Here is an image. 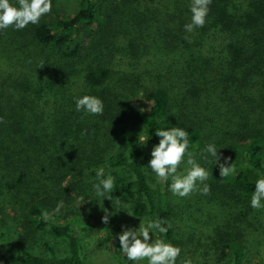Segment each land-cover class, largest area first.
Returning a JSON list of instances; mask_svg holds the SVG:
<instances>
[{"label": "trees", "instance_id": "obj_1", "mask_svg": "<svg viewBox=\"0 0 264 264\" xmlns=\"http://www.w3.org/2000/svg\"><path fill=\"white\" fill-rule=\"evenodd\" d=\"M189 6L190 0H82L69 19L45 15L23 30L0 31V67L9 59L21 68L0 83V166L18 193L38 185L40 199L23 207V227L68 244L66 256L47 243L49 256L0 247V264H94L82 254L76 219L57 216L41 192L46 183L67 180L93 187L109 175L113 194L129 201L135 217L167 221V234L156 238L182 252L171 179L161 181L147 167V145L159 142L155 131L175 126L189 132L188 152L202 151L210 192L201 199L239 211L231 232H217L201 255L244 264V235L235 225L256 212L250 199L264 177V0H212L205 25L191 33L184 27ZM84 95L102 100V115L76 111L74 98ZM208 144L231 157L235 174L220 179ZM111 242L125 264H136L118 240Z\"/></svg>", "mask_w": 264, "mask_h": 264}, {"label": "rangeland", "instance_id": "obj_2", "mask_svg": "<svg viewBox=\"0 0 264 264\" xmlns=\"http://www.w3.org/2000/svg\"><path fill=\"white\" fill-rule=\"evenodd\" d=\"M81 1L52 0V11L47 15L51 20L58 17L69 19L80 9ZM20 70L21 68L15 67L9 59L2 61L0 83L3 82L4 77H8L9 74L15 76L16 72ZM147 146V162L149 163L153 146ZM201 152L195 153L193 158L203 167ZM183 167L184 164H181L180 170H183ZM5 171L0 166V227L6 233V237L0 240V247L4 251H29L37 255L49 256V252L43 248V245L47 243L59 256H66L68 244L64 239L56 238L48 232H40L27 228V226L23 227L24 217L27 214V210H23V207L25 202L40 199L36 196L38 185H35L32 192L28 194L18 193L12 189L11 177ZM41 194L42 198H47L56 206L58 202L63 201L60 211L54 212L57 216L76 219L74 229L79 237L85 259L94 264H125L116 254L110 240L112 236L121 233V225L138 228L140 220L146 219L133 215L129 201L113 193L106 194L120 198L124 204L128 203V206L117 205L115 200L97 197L93 187L79 188L74 186L70 180L58 187L46 183ZM201 195L199 191L193 192L185 198L173 195L177 209L175 225L178 237L185 243L179 264L186 258H190L193 264H227L219 262L217 256L209 257V260H206L201 255V251L211 244L217 232H231L230 224L234 223L235 214L237 215L239 211L236 212L233 207L231 208L232 204L227 205L229 207L224 210L214 204L207 205L206 201L201 199ZM105 210L111 213L107 225L102 223ZM235 227L236 230L240 229L244 235V246L247 252L244 264H264V215L256 210L246 221L237 223ZM154 238H156L155 234ZM135 263L147 264V261H135Z\"/></svg>", "mask_w": 264, "mask_h": 264}, {"label": "clouds", "instance_id": "obj_3", "mask_svg": "<svg viewBox=\"0 0 264 264\" xmlns=\"http://www.w3.org/2000/svg\"><path fill=\"white\" fill-rule=\"evenodd\" d=\"M212 0H190L191 22L186 24L185 31L193 32L197 28H202L206 23V17L210 10ZM13 5L10 0H0V31L10 27L14 30H23L29 24L36 25L41 18L52 11V0H17ZM76 111H83L85 114L102 115L104 104L102 100L93 95H84L74 98ZM2 122V118H0ZM155 136L159 138L158 144L154 145L150 153L151 159L148 168L155 173L161 181L171 179L169 191L177 197L185 198L193 192L199 191L202 195H208L210 186L205 183L209 178V172L202 167L193 158V154L188 152L190 139L189 132L181 127H171L166 130L157 129ZM139 141L146 144L149 139L141 134ZM204 151L215 158L219 169L220 179L235 174V164L231 162V157H224L218 154L214 144L206 145ZM187 160L185 161V155ZM206 158V157H205ZM222 161V162H221ZM181 164H184L183 170H180ZM97 177L104 176V169L100 168ZM115 178L111 175L100 179L93 185L95 195L103 199L115 200L117 205L123 204L120 198H114L113 193ZM264 177L255 181V188L251 195L250 206L253 209L260 210L264 205ZM63 207V201L58 202L55 212H59ZM102 217V223L107 225L111 213L107 210ZM43 218L49 219V213L43 212ZM132 216L131 214H128ZM167 221L162 218L142 219L138 228L121 225V233L112 236V241L118 239L120 251L129 261H147V264H176L180 257L181 249L164 239L154 238L155 233L161 236L167 234L168 228L165 226ZM181 264H193L190 258L181 261Z\"/></svg>", "mask_w": 264, "mask_h": 264}]
</instances>
